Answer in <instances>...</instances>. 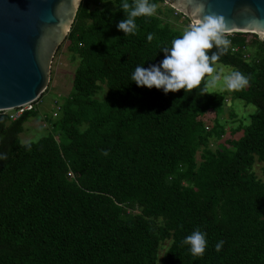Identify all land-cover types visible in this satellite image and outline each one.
<instances>
[{"label":"trees","instance_id":"1","mask_svg":"<svg viewBox=\"0 0 264 264\" xmlns=\"http://www.w3.org/2000/svg\"><path fill=\"white\" fill-rule=\"evenodd\" d=\"M124 2L82 0L62 43L79 60L73 90L48 134L23 143L35 107L15 120L0 111V264H264V182L253 171L264 159V40L236 32L215 61L248 78L232 96L258 111L213 148L225 94L131 81L181 31L160 12L125 35ZM197 229L203 256L182 243Z\"/></svg>","mask_w":264,"mask_h":264},{"label":"water","instance_id":"2","mask_svg":"<svg viewBox=\"0 0 264 264\" xmlns=\"http://www.w3.org/2000/svg\"><path fill=\"white\" fill-rule=\"evenodd\" d=\"M192 26L222 18L224 33L264 36V0H164ZM82 0H0V111L36 102L48 88L53 59Z\"/></svg>","mask_w":264,"mask_h":264},{"label":"clouds","instance_id":"3","mask_svg":"<svg viewBox=\"0 0 264 264\" xmlns=\"http://www.w3.org/2000/svg\"><path fill=\"white\" fill-rule=\"evenodd\" d=\"M106 3L108 0H102ZM122 10L126 13V19L117 24V28L125 35H134L137 25L135 18L150 17L156 12V5L151 0H132V5L124 2ZM148 41L152 35L148 34ZM230 41L224 36V23L221 17L206 15L194 26L188 28L183 34L171 41V47H164L165 55L158 65L153 64L150 68L136 66L131 74V81L138 87L156 88L165 94L184 89L190 92L197 88L198 91L209 93V89L217 87L219 75L213 73V64L228 51ZM216 51L209 55V50ZM203 86L201 87V82ZM248 78L239 71H234L224 77V86L228 90H239L246 87ZM107 155L105 151L103 153ZM5 157L0 156V159ZM182 243L189 246L193 256H203L207 245L206 234L199 229L194 230L190 235L184 237ZM223 241L215 245V250L220 251Z\"/></svg>","mask_w":264,"mask_h":264},{"label":"rangeland","instance_id":"4","mask_svg":"<svg viewBox=\"0 0 264 264\" xmlns=\"http://www.w3.org/2000/svg\"><path fill=\"white\" fill-rule=\"evenodd\" d=\"M111 6L115 7L114 5ZM170 10L172 9H170L169 4L159 3L156 6L155 14L161 12V16L165 17L175 28L179 29L181 35L185 30L192 27L191 23L182 13L176 16L177 14L174 13L173 10ZM249 36L252 38L251 35ZM68 45V42L61 44L62 47L60 46V50L55 54L51 68L50 82L48 84L49 89L36 104H34L36 109L35 115L29 118L25 124L24 132L20 134V139L23 143L36 141L52 130V123L55 117H58L60 114V111L57 110L56 101L61 104L73 90V77L79 60L73 58V54L68 49ZM251 50H253V47H251ZM213 69L211 75H219L220 79L217 82V87L209 89V91L221 92L225 94L227 99L223 106V112L218 115L220 122L225 124L226 133L221 140H212V147L215 148L218 143H224L225 140L229 139L231 136L235 138L241 137L243 135L242 130L233 134L232 129L237 128L241 124L248 125L251 115L258 111V107L252 103H247L243 99L234 98L232 96V90H228L224 86V77L235 71L233 66L215 62ZM105 94L106 87L99 93L98 97L103 98ZM15 111L16 110H12V112ZM55 112H58L57 116L53 115ZM212 123L213 121H211L210 127ZM197 157L199 158V155ZM253 171L264 182V159L261 160L257 158L253 166ZM167 244H169V242H166V245ZM164 251L165 248L163 247L161 254H163Z\"/></svg>","mask_w":264,"mask_h":264},{"label":"built area","instance_id":"5","mask_svg":"<svg viewBox=\"0 0 264 264\" xmlns=\"http://www.w3.org/2000/svg\"><path fill=\"white\" fill-rule=\"evenodd\" d=\"M177 13H179V12L177 11ZM233 34L234 33H224V36L228 40V36L233 35ZM247 56H249V54H247ZM34 104H35V102L28 103V104H26L24 106H21V107H18L16 109H14V110H16L15 112H12V110H9V111H6V112L9 113V116H10L11 120H15V119L19 118L20 115L23 114L25 111H30V110L34 109V107H35ZM57 110L59 111V107L58 106H57ZM57 114H58V112H55L53 115L57 116Z\"/></svg>","mask_w":264,"mask_h":264},{"label":"bare ground","instance_id":"6","mask_svg":"<svg viewBox=\"0 0 264 264\" xmlns=\"http://www.w3.org/2000/svg\"><path fill=\"white\" fill-rule=\"evenodd\" d=\"M260 34H261L262 36H264V32H263V33L261 32Z\"/></svg>","mask_w":264,"mask_h":264}]
</instances>
